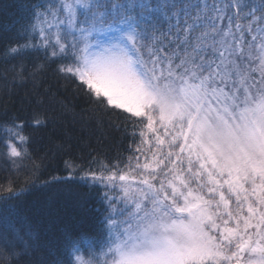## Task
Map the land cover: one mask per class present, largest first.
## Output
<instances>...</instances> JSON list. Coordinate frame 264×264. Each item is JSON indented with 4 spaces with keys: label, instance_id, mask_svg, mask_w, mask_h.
Wrapping results in <instances>:
<instances>
[{
    "label": "snow or ice",
    "instance_id": "6c2138e0",
    "mask_svg": "<svg viewBox=\"0 0 264 264\" xmlns=\"http://www.w3.org/2000/svg\"><path fill=\"white\" fill-rule=\"evenodd\" d=\"M20 7L28 15L13 23L25 43L8 52L31 48L52 63L65 61L58 74L98 105L139 118L151 135L141 131L122 174L104 166L107 176L84 175L109 189L101 197L107 236L99 252L83 238L88 259L80 242L66 243L67 264H264V0H35ZM23 119L0 124L13 158L22 156L13 141L28 142ZM15 195L9 188L3 199ZM13 215L5 205V240L11 232L34 246Z\"/></svg>",
    "mask_w": 264,
    "mask_h": 264
},
{
    "label": "trees",
    "instance_id": "16d2710c",
    "mask_svg": "<svg viewBox=\"0 0 264 264\" xmlns=\"http://www.w3.org/2000/svg\"><path fill=\"white\" fill-rule=\"evenodd\" d=\"M32 2L0 0V124L24 117L21 123L27 126L21 135L28 141L23 145L13 141L22 156L10 157L2 139L6 133L0 129V264H52L57 255L67 264L62 252L66 243L80 242L88 259L83 238L99 252L97 242L107 236L100 221L108 215V202L101 197L109 189L90 185L84 175L107 176L104 166L122 174L133 154L129 148L139 144L141 131L148 139L151 135L139 118L98 105L75 79L58 74L54 69L65 61L52 63L43 50L7 51L25 43L13 22L28 15L21 4ZM36 120L43 123L36 125ZM9 188L17 195L5 200ZM5 205L13 206L16 229L21 235L30 232L34 246L15 242L11 232L5 240Z\"/></svg>",
    "mask_w": 264,
    "mask_h": 264
}]
</instances>
